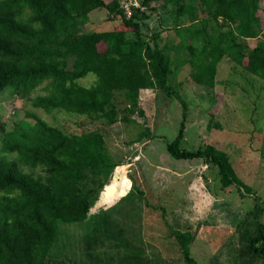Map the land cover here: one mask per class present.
Here are the masks:
<instances>
[{
    "label": "rangeland",
    "instance_id": "374dc122",
    "mask_svg": "<svg viewBox=\"0 0 264 264\" xmlns=\"http://www.w3.org/2000/svg\"><path fill=\"white\" fill-rule=\"evenodd\" d=\"M200 2L186 7L178 0L155 4L147 13L149 18L139 20L140 30L151 44L158 38L170 56L168 83L187 104L181 147L197 150L211 144L226 152L237 180L224 183L220 168L204 158L177 159L170 154L167 145L180 132L184 107L164 89L147 88L140 93L145 117L132 111L123 91L116 92L118 117L132 120L114 124L37 107L34 99L46 94V83L31 94L14 86L0 93V122L5 123L6 132L32 126L36 119L65 133L98 130L115 166L123 168L119 183L112 181L115 166L108 169L89 219L59 224L46 264H188L172 232L177 230L192 234L190 254L198 264H264L263 256L247 250L250 237H260L264 244V80L224 57L213 89L203 90L192 81V54L184 41L201 47L204 40L221 32L236 33L235 23L211 18L209 7H203V13ZM121 22V17L110 20L108 10L101 8L90 14L87 27L112 31ZM134 34L128 32L127 37ZM262 41L264 31L246 42L252 48ZM95 78L88 74L79 83L90 85ZM146 129L153 136L136 142ZM4 135L0 131V148ZM22 169L41 178L46 173L41 167ZM117 186L115 196L108 197L106 193ZM135 186L143 194L123 198Z\"/></svg>",
    "mask_w": 264,
    "mask_h": 264
},
{
    "label": "trees",
    "instance_id": "16d2710c",
    "mask_svg": "<svg viewBox=\"0 0 264 264\" xmlns=\"http://www.w3.org/2000/svg\"><path fill=\"white\" fill-rule=\"evenodd\" d=\"M175 1L144 3L152 10L160 2ZM178 1L183 7L195 4V0ZM198 1L203 13V7H209L211 18L235 23L236 33L221 32L204 40L201 47L189 39L184 41L192 54V81L203 90L213 89L218 84L217 67L224 57L264 80V42L252 48L246 42L264 31V0ZM101 8L108 10L110 20L121 17V24L112 31L89 30L90 14ZM146 18L147 13L126 17L119 0H0V93L14 86L31 94L46 83V94L34 99L37 107L63 109L114 124L132 120L118 117L116 92L123 91L132 111L145 117L139 105L140 93L147 88L164 89L184 107L180 132L167 145L170 154L177 159L204 158L220 168L224 183L237 180L226 152L211 144L197 150L181 147L187 104L168 83L171 60L158 38L153 44L142 38L139 20ZM128 32L135 34L127 37ZM88 74L96 76L94 81L80 84ZM0 131L5 133L0 148V264H46L58 239L59 224L91 217L97 193L116 161L98 130L65 133L36 119L32 126L19 127L15 133L6 132L5 123L0 122ZM152 136L146 129L136 142ZM11 154L13 159L6 156ZM22 166L41 167L45 176L26 173ZM122 171V165L115 166L112 181L119 183ZM136 193L143 194L135 186L123 198ZM172 232L181 242L188 264H198L190 254L192 234ZM260 239L250 237L247 250L264 257Z\"/></svg>",
    "mask_w": 264,
    "mask_h": 264
},
{
    "label": "built area",
    "instance_id": "2783aa9c",
    "mask_svg": "<svg viewBox=\"0 0 264 264\" xmlns=\"http://www.w3.org/2000/svg\"><path fill=\"white\" fill-rule=\"evenodd\" d=\"M120 8L126 17L131 18L135 13H149V8L144 3V0H119Z\"/></svg>",
    "mask_w": 264,
    "mask_h": 264
},
{
    "label": "bare ground",
    "instance_id": "6f19581e",
    "mask_svg": "<svg viewBox=\"0 0 264 264\" xmlns=\"http://www.w3.org/2000/svg\"><path fill=\"white\" fill-rule=\"evenodd\" d=\"M118 189H119V186H117L115 189L111 190L110 192L106 193V195L110 198H113L115 194L117 193Z\"/></svg>",
    "mask_w": 264,
    "mask_h": 264
}]
</instances>
